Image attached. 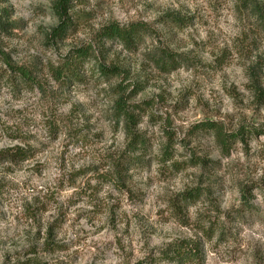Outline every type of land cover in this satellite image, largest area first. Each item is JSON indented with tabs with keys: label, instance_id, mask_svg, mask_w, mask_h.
<instances>
[{
	"label": "clouds",
	"instance_id": "obj_1",
	"mask_svg": "<svg viewBox=\"0 0 264 264\" xmlns=\"http://www.w3.org/2000/svg\"><path fill=\"white\" fill-rule=\"evenodd\" d=\"M0 18V264H264V0H0Z\"/></svg>",
	"mask_w": 264,
	"mask_h": 264
},
{
	"label": "rangeland",
	"instance_id": "obj_2",
	"mask_svg": "<svg viewBox=\"0 0 264 264\" xmlns=\"http://www.w3.org/2000/svg\"><path fill=\"white\" fill-rule=\"evenodd\" d=\"M5 15H7V13H6ZM176 20H177L178 23H184V20H183L182 18H180V17H176ZM0 23L4 24V25H0V27H8L7 22H6V20H4V18H0ZM170 39H175V34H172V36L170 37ZM157 43L159 44V43H161V42H160V41H157ZM196 47H200V45L197 44ZM166 54H170V55H172L175 59H177V57H176L171 51H169L166 47H164V48H162V49L160 50V55H159L158 57H156V59L154 58V63H155V65H156V71H157V74L167 73L169 76H171L174 72H176V71L178 70V65H177V67H176L175 69H171L170 71H168V70H166V69H165V70L162 69V68L159 67V65H157V63H156V62H158L157 59H160L163 55H166ZM226 55H227V54L225 53V54H223L221 57L218 58V60H219L220 63H223V61L226 59ZM177 61H178V59H177ZM75 70H76L75 74H76V76H78V74H79L78 66L75 68ZM57 76H58V75H57ZM144 83L146 84L147 81H145ZM143 87H144V85H143V84H140V83H138V84L136 85V89H137V90H142ZM262 95H264V94H262ZM161 101H163V96H161ZM120 107H121V109L124 107L122 101H121ZM177 107H179V105H178ZM195 115H196V112H195V110H193L192 115H191L188 119H192ZM131 119L134 121L135 118L133 117V118H131ZM188 119H186V120L183 121V123H184L186 126H187V124H188ZM169 123H171V121H169ZM195 131H196V129H192V131L189 133V135L194 134ZM166 135L168 136V138H169V143H170V141H171V137L174 135V133H166ZM137 138H140V137H137ZM141 138H142V137H141ZM142 139H143V138H142ZM143 140H144V139H143ZM144 142H146V146H147V141L144 140ZM146 146H144V147H146ZM168 155H169V156L171 155V152H170V151L168 152ZM165 157H166V158L168 157L167 154H165ZM212 163H213L212 161H207V160H202V161H196V160H193V161L190 163V165L185 166L184 170H185V172L187 173V171H188V167L196 168L197 165H199L200 173H201V175H203V173H204L205 170H207V171H209V172L211 171V169L208 168V165H209V164H212ZM174 166H175L177 169H179V168L181 167L179 164H176V165H174ZM118 167H119V166H118ZM122 181H123V177H121V185H120V186H121V187H124ZM197 189H199V188H197ZM101 215H102V213H97V217H96V218L99 220V218H100ZM133 219H134V218H133ZM222 238H223V237L221 236V239H222ZM84 243L86 244L87 241H85ZM210 255H213V256H214L215 253H214V252H210Z\"/></svg>",
	"mask_w": 264,
	"mask_h": 264
},
{
	"label": "trees",
	"instance_id": "obj_3",
	"mask_svg": "<svg viewBox=\"0 0 264 264\" xmlns=\"http://www.w3.org/2000/svg\"><path fill=\"white\" fill-rule=\"evenodd\" d=\"M129 44H131L130 39H129ZM79 55L83 56V55H85V52L82 51L79 53ZM157 61L158 62H156V63H157V65H159V67H161L164 70L166 69L168 71H170L171 69H175L178 65L177 59H175L170 54L163 55L160 59H157ZM76 67H77V63L75 61H69V63L66 65V68H67L69 74L73 77L76 76V74H75V72H76L75 68ZM57 75L59 77V76H62L63 73L58 72ZM206 127H215V125H206ZM137 142H139L142 146H146V142H144V140L141 137L140 138L135 137L130 146L134 149ZM227 147H228V145L226 143V138H225V149H227ZM168 152L169 151L165 152V154H167V156H169ZM198 194H199V189H195L192 192L187 193V195H189V196H194V195H198Z\"/></svg>",
	"mask_w": 264,
	"mask_h": 264
}]
</instances>
